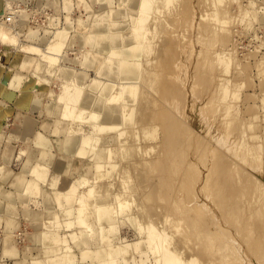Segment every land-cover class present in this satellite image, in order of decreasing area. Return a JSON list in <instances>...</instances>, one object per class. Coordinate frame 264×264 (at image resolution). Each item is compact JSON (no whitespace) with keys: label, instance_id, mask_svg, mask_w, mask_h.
Masks as SVG:
<instances>
[{"label":"rangeland","instance_id":"rangeland-1","mask_svg":"<svg viewBox=\"0 0 264 264\" xmlns=\"http://www.w3.org/2000/svg\"><path fill=\"white\" fill-rule=\"evenodd\" d=\"M67 1L70 3L69 7L66 5ZM0 3V26H5L10 29L11 32L13 31L19 34L18 41L20 42L17 41L13 44L11 42L6 43L0 38V71L2 74L8 73L10 68L15 67L14 71L12 70L13 75L11 78L7 79L8 81L5 80L8 87H5L3 83L4 87L1 89L0 93V158L4 156V161H0V167H3V169L0 168L1 264H3V262H6L5 264H31L37 260L42 261L45 257H47L45 258L46 261L44 262V259L43 262L46 264H48V258L50 262V257L55 264H58L56 261H60V264L61 260H54L55 255L51 254L52 256H50V253H47L49 257L46 254V256L44 255V253H46L45 250H48V245L51 244L48 240L44 242L45 239L42 238L43 233L52 228L51 225L47 226L48 222L52 225L59 224L56 225L58 228L53 226V229L57 228L55 229L56 232L64 237V240L66 239L64 245L68 246L71 249L70 253L75 256L74 264H99L101 257H98V254L103 252L108 245L109 247H114L115 245L134 243L138 242L137 240H143L144 237L139 232V229H137L138 227L136 225H134V227L132 225L134 223L128 219L127 220L130 222L126 220L125 217L128 218L127 215H124L125 217H120V219L118 216V224H116L118 228L114 230L115 233L113 231V233L106 232L114 235L116 234V236L109 235L110 241L108 243L105 242L108 240H105V243L103 242L98 223L90 227V229L89 227L87 228L86 225L82 226L77 222L74 223L77 225L65 226L67 223L66 219L68 221L70 217H74V213L72 212L79 206V202L76 201L73 203L74 205L72 204V206L75 207L67 205L68 207L71 206L75 208L72 209L69 207L72 209V212L65 206V208L60 207L62 209H59L61 205L56 202V187L52 186V182L53 176H60L66 168L70 170L68 172L69 177L75 179L82 175L88 176L91 178L92 182L96 181L97 183H95L97 185L100 184L97 187V185L93 183L96 185L97 189L100 186V191L103 189L106 190L107 188L112 195L118 193L117 195L122 196L125 194L126 196V194L130 195V193L127 192L128 190L130 191V188H132L131 191L135 190L133 192L135 196L132 194V197L136 199V201L132 199V206L135 208L138 207L137 204H143L151 208L149 215L140 216L141 223L144 222L147 224L150 221L149 219H151L158 229H164L169 232L170 238L176 236L172 237V241L174 240L173 238L181 239L182 241H177V243H180L178 245L180 246L179 249L187 258L194 254L195 257L199 258L198 261L203 263L206 261L205 263H207V260L214 255L207 253V251H211L212 249L207 250L206 247L200 248V245L205 246L206 239L194 236V234H192L193 227L186 223L190 217H197L199 218L198 225H202L210 216H214V218H217L216 220L219 219V222H221L223 226L221 229L208 226H203L200 229V233L203 235L205 232L211 231V243L213 246H215V244L219 246L222 243V230L228 227L235 233V237L239 244L237 249L239 254L237 256L241 254L243 259L249 262V264H264V259L258 255L264 251V243L258 242L264 239V231L261 229V225L264 221L258 217L256 218L255 214L251 216L253 211L248 205L249 199L255 201L253 202L255 204L253 207L256 208L261 205L258 198L264 194V0H227L226 7L227 9L229 7L228 14L232 19L230 20L229 18V23H226L227 25L225 24L226 31L225 26L220 27V30H218L219 41H216L215 44L212 45L214 46L213 48L208 45L209 43L207 40L208 44H205L206 41L202 42L198 40V34L200 32L198 25L201 20V14L204 12L205 8H207L205 4H202V0H174V2H171L172 4L170 3L171 5H167L168 8H161L163 2L162 0H157V5L160 6L161 9H159L158 12L156 10L152 11L148 22V27L149 25L151 27L155 22L154 25L160 27V30H158L159 28L157 27L158 29L154 34L155 38H151V46L153 45L152 48L155 51L151 50L153 53L151 52L150 54L144 52L140 55L141 57L139 56V60L142 62L144 71L154 70L158 75H154L152 81H143L140 78L141 80L139 79L140 82H138V85H140L143 92L140 95V99L138 101L136 100V102L132 99L128 101L130 105L128 104L127 107L129 109H135L130 123L127 125L122 123V125H126L127 129L125 126L124 128L127 132L129 131L127 134L128 136H124L129 138V136L132 135L133 137L130 136L132 138L128 140L123 136L122 138H125L126 141L119 138L110 142L109 136L118 135L117 133L119 131L107 132V134L104 133V135L101 134L99 145H97L96 148H93L95 145L91 146L96 152H94V157L91 153L92 149L88 148L90 145L87 146V150H91L89 152L77 153V151H75V147L77 148L78 145L76 146L74 144H77L83 132L92 128V124L90 122V124L87 123L88 121L84 122L87 119L84 121L83 119L82 121L81 119H76L77 121L75 120V122L74 119L68 118V120L61 115L60 112L62 111L61 108H63L64 103L63 100L60 99V96L65 88L62 86H64L65 83L68 84V82H77L86 89L81 93L83 101H90L96 97L99 102H101V93H99V95L96 89H93V91L91 87L88 86L94 84L92 83L93 80L94 82L96 80L98 82L103 80L99 83H107L109 81L113 84H120V81L124 77L122 76L121 78L122 73L119 71V68L115 69L117 71L113 74V64L115 63L114 59L116 57L112 54H106L107 49L105 48L108 45L119 48L124 42L131 43L135 39V33L133 31L131 32L133 29L131 17L135 16L137 12L136 0H0ZM184 5L190 7L188 13L186 12L188 14L187 18L181 16L180 13ZM155 15L158 18H156ZM159 20L160 23L158 24ZM64 27H68V37L62 50V55L60 56V62L58 61L55 65H44V67L42 65L40 67L38 63L41 53L39 51L38 53L37 51L29 50L26 44L37 45L45 49L47 47L46 44L53 40L55 33ZM223 27L224 29H222ZM161 30L162 32H160ZM224 32L227 37H223ZM152 35H150V37H152ZM224 38L226 43H224ZM89 39H94V43H89ZM21 44L22 46L25 45L24 49ZM224 46L225 50L223 51ZM220 47H222V49ZM216 49H218V52H225L226 49H228V51L230 49L229 52L226 51L229 53L228 57L230 55V57H232H229L231 60L230 63L228 62L230 64L228 72H226L227 70L223 72L222 66H210V59L213 57V52H215ZM209 54H211V57ZM207 59H209V62L205 66ZM201 62H205L204 65L203 63L201 64ZM199 64H201L203 68L204 66L206 68L211 67L209 70L207 68V72H205L206 76L208 75V82H206L207 87H203L204 85L198 83L195 84V68L198 67ZM208 71L213 73L210 74ZM27 75L30 80V82L28 80L30 87L23 85L24 81L27 79ZM66 76L68 79H66ZM214 76L217 80H220L222 77H226L227 79L230 78V81H227L231 84V88H238V94L236 96V99H238L237 101L232 95L228 97V102L231 100V103L234 104V109H232L233 112L230 114L231 116H228L230 119L233 116L231 120L233 124H237V128H234L235 130L230 129L231 131H229V117L226 116L227 114L224 112L226 105L224 106L223 104V108L222 106H218L220 107L218 108L215 105L217 107H215V109L212 108L213 106L206 105V103H209V94L214 90L215 85L219 81H215ZM169 81L180 85L182 89L181 100H178L179 95L166 96L164 94ZM212 81L213 83H211ZM196 85L199 86L196 87ZM213 86L214 88H212ZM204 88L207 89L206 91H209V93H206ZM6 89H13L14 91L11 93V91ZM95 90L97 93H95ZM215 91L216 90H214L212 94ZM203 93L204 95L202 96ZM112 105L117 106L116 111L118 113L121 114L124 112L122 104L114 103ZM86 107L88 109L92 108L89 106ZM165 113L171 114V118L178 123L179 129L183 134L186 136L190 134L188 138L191 140L186 149V160L181 162L177 168L168 171V174L165 172L166 177L164 175V182H161L160 179L163 177L164 173L157 169L148 170L147 167L141 163L146 159L156 158L159 155V147L163 146L162 140L165 130ZM57 120L59 121L56 122ZM70 121L74 125H70ZM82 122H84V124ZM226 122H228V124ZM57 123H59L61 127L59 131L54 128ZM78 123H82L83 125H79ZM122 125H120V128H123ZM72 126L74 129H78L81 126L82 128L80 127V129L84 131L82 132L80 130V133L77 130L71 129L73 128ZM153 126H158L157 137H154V139L151 137V139L150 136L146 137V135H143V128ZM66 128H69L73 133ZM241 128H243V130ZM241 131L245 132L243 133ZM136 132H139L138 135ZM38 134L44 136V138L39 140L37 138ZM135 135L136 138L138 137V140L133 139ZM198 138L206 143V150L200 157H198L195 151L198 147ZM48 144L52 146L56 153V157L52 159V165H50V163L46 165L38 161L46 165L47 169H49L44 184L41 186L45 196L43 198L44 207H41V205L38 207V204L35 202L29 205L28 202L32 200V194L34 193V196H36V193L26 189L27 184L24 186L21 185V183L15 185L16 189L14 190L16 192H14L10 190L6 182H3L9 181L7 178L8 176H6L7 174L12 175L14 172L13 174L17 175L19 173V163H21L19 162L16 166L12 165L11 168V162L9 163L10 159L8 157H10L12 151L8 149L5 152L3 149L6 145H13L17 146V149H19V157L24 154L34 156L37 153L35 150L37 149V145L46 146ZM121 144L123 146L127 144L128 147L131 146L135 148L136 153L135 156H132L133 158L131 157L132 159L126 157L122 158L121 148L123 146ZM240 144H242L243 147ZM248 145L250 149H252L251 145H255V147L258 145L260 148L258 149V146L256 148L253 146V150L248 151L250 154L244 153L243 151L247 152ZM151 146H153L154 149L146 154L148 147L150 149ZM239 146L241 147L239 148ZM109 147L112 150L114 149L113 158L110 157L112 160L109 158L111 161L107 156L105 157ZM138 147H140L139 150L141 152L137 150ZM118 149L121 150L119 151V154H121L120 156L117 151ZM145 149H147V151ZM115 151H117V153ZM4 152L5 154L2 156ZM141 153L142 155H140ZM236 153L237 155H235ZM243 153L245 156L248 154V158L245 157ZM256 154H258L257 157L261 154V158L259 156L260 160L258 158V161L254 159ZM117 156L121 158L118 159ZM219 156H225L222 160L224 164L222 162L216 163ZM251 156H253V158ZM243 157H245V159ZM108 160L109 163L107 162ZM190 162L194 165L190 166ZM232 162L234 163L232 164ZM6 163L10 164V166H7L9 170H6ZM98 163L101 165L100 167L106 168L107 171L111 169L108 165H110V163L114 164L116 171L111 173V176L107 175L106 179V174L104 175L106 169L98 168L99 171L101 170V173L102 170H104L102 173L103 175L101 174L102 176L99 171L97 172V169L95 170ZM101 163H104V165ZM187 163L188 166L186 165ZM105 165H107V167ZM226 165H231L232 167L230 174L222 172ZM10 169H12L13 172ZM146 169L148 171H146ZM125 170L129 171L127 178L130 179V182H127L130 183L127 189L122 185L123 177H126L124 176ZM25 171L26 170L23 169L21 173L26 177ZM95 172H97V175L99 173V176H101H97V178L99 177L98 180L95 176ZM104 176L105 178H102ZM208 176L210 179H208L207 183L206 179ZM151 179H153L152 183L155 181L152 189L153 199L147 200L145 198L146 189L144 185L150 183ZM156 179H158V181ZM49 182H51V184ZM257 183L262 186V190L256 189ZM50 185L54 189L51 188ZM226 187L229 189L235 188L236 190L245 187V194L240 202L241 213L238 219L240 225L237 229L229 221H226L225 213L227 212L221 206L223 201L219 200V197L216 198L217 193ZM120 189L124 192L120 191ZM124 189H126V193ZM119 191L122 194L119 193ZM29 192H31V194ZM176 198H179V200ZM256 200H259V202ZM198 204H201V206ZM177 205H180L181 210L176 209ZM190 206L195 207L188 211L187 207ZM49 207H53V209H51L55 213H53ZM182 208L186 210L184 211ZM45 211L48 214H54L56 223H51L53 221V215H51L52 217L49 215V219ZM64 211L70 213V216ZM46 217L48 219H46ZM45 219L46 221H44ZM165 219H167V221H165ZM176 223L180 224V226L177 227L174 225L175 228L177 227L175 229L172 225ZM43 225L48 229L43 228ZM117 230L120 231L116 232ZM72 233H75V236L77 235V238L75 237L76 240H74V236L72 237ZM42 240L44 243H42ZM120 240H123L124 243H122L123 241L120 242ZM253 242L259 244L257 251L256 245H254V249L251 248V243ZM57 246L60 247V245ZM130 250L127 252V257L121 255L114 258L116 264H127L125 263V259H130L133 255H135V258L138 260L141 258L139 255L141 254L140 250H131L136 253H132ZM214 251L213 253H215ZM83 252H88L91 257L84 256V258ZM146 256L143 257V259L146 260V264H155V255L151 251H148ZM233 256L234 255L229 259V264H235L236 257L234 256L233 258ZM110 260V257L106 259L105 264H108ZM138 260L136 263L131 262V264H141ZM239 261L238 259V262ZM54 262L50 263L53 264Z\"/></svg>","mask_w":264,"mask_h":264},{"label":"bare ground","instance_id":"bare-ground-1","mask_svg":"<svg viewBox=\"0 0 264 264\" xmlns=\"http://www.w3.org/2000/svg\"><path fill=\"white\" fill-rule=\"evenodd\" d=\"M172 1L174 2V0H162L163 5H161V8L162 7L163 8H166V7L168 8L167 5H169ZM226 1L227 0H202V4H205L207 8H205L204 12L201 14V20H200V23L198 25L199 26V30H200V32L198 34V40L199 41H202V42L204 41L205 42L207 40L209 44L207 43V41L205 42V44L207 43L209 46H212L213 44H215L216 41H219L218 40V30H220V27L225 26L226 23L228 24L229 23L228 22L229 21L228 19L230 18L229 17V14H228L229 7L227 9V7H226ZM136 2H137L136 3L137 12L135 13V16H132L131 17V19H132V26H133V29L131 30V32L133 31L135 33V39L131 43H125L124 42L119 48L111 47V45H108L105 48V49H107L106 54H112V55H114V57H116L114 59V62L116 64L115 63L113 64V74H115V72L117 71L115 69H118L119 68V71L122 73L121 74V78L123 76L124 78H122V80L123 79L124 80L123 81L121 80L122 82L119 80L120 81V84H113V83H110L109 81L107 83H105V82L104 83H99V82H102L103 80H101L99 82L96 79H95L96 80L95 82L93 80L92 83H94V84L91 85V86L90 85H88V86L91 87L92 90L93 89H96L98 91V94L101 93V95L99 94L100 96H102L101 97L102 99L100 100L101 102H99V100L96 97H94L90 101H87V100H84L83 101V97H82V94L81 93H83V91H85L86 89H84V86L80 85L77 82L75 83L73 81L72 82H68L67 81L68 84L65 83L66 86L64 84H63L64 86H62V87H65V88L62 91L61 96L59 95L60 96V99L63 100V103H64L63 104V108H61L62 109V111L60 112L61 115H63L65 119L72 118V119H74V121L76 119H81V121H82V119H83V121L85 119H87L84 122H87L88 121L87 123L90 122L92 124L91 125L92 128L89 126L91 128L90 130L87 129L88 130L87 131L85 129L87 132L86 131L83 132L84 130L80 129L81 126L78 129H74V127L72 126L73 128H71V129L77 130L78 132H80V130H81L83 132L82 133V136L77 141V144H74L76 146L78 145L77 148L75 147V151H77V153L78 152L79 153H86V152L91 151L90 149H92V147H91L92 145H95V147H93V148H96L97 145H99V143L101 141V138H100L101 137L100 136L101 134L104 135V133L107 134V132L110 133L112 131H114V132L115 131H117V132L119 131L117 133L118 135H111V136H109V141L110 142L113 141V140H117L119 138H122L124 135H127L129 131L127 132V130H125V128L127 129L126 125L130 123V121L132 119V115H133L134 109H135V108L129 109L127 107L128 104L130 103V102L128 103V101L132 99V100H134L136 102V100L138 101L140 99V95L143 92H142V88L140 87V85H138V82H140L141 79L143 81H147V80L152 81L153 78H154V75L155 76L158 75L156 73V71H154V70H152V71H144V69L142 68V62L139 60V58L141 57L140 55H142L144 52L150 54L152 52L151 50H154L152 48L153 45L151 46V43H152L151 42L152 41L151 38H155V35L154 34L156 33V31H157L158 28H159L158 30H160V27L157 26V25L156 26L154 25L156 22L151 27H150V25L148 27V22H149V19L151 17V15H150L151 12L152 11H155V10L158 12V10L161 9V8H160V6L157 5V0H136ZM69 4H70L69 1H67L66 5L68 7H69ZM227 5H229V4H227ZM187 6L184 5L183 9L180 12L181 13V16H183L184 18L185 17L187 18V15H188L187 13H188L189 8H190V7H187ZM179 16H180V14H179ZM155 17L158 18L156 15H155ZM231 19L232 18H230V20ZM161 22H163V21H161ZM159 23H160V20H159L158 24ZM163 25H164V23H163ZM222 29H224V27ZM222 29H221V31H222ZM226 30L227 29H226V26H225V31ZM160 32H162V30ZM18 35L19 34H17L16 32L15 33L13 31L11 32V30L8 29L7 27L0 26V38L3 41H5L6 43L7 42H11L12 44L13 43H16L18 41V38H19ZM150 35H152V37H150ZM67 37H68V27L67 28L64 27L63 29H60V30H58L55 33V35L53 37V40L52 41L50 40L51 42H49L48 44H46L47 47L45 49L44 48H40L37 45H27L26 44V47L29 50L37 51V52L39 51L41 53L40 54L41 57H40V60H39V63H38V65L40 67L42 65H43V67H44V65L45 66L46 65H55V64H57V62L59 60H61L60 59V56L62 55V50L64 48L65 42L67 40ZM223 37H227L225 35V32H224ZM224 40H225V38H224ZM88 42L92 44V43H94V39H89ZM224 43H226V40H225ZM21 46H22V44H21ZM24 46H22L23 49H24ZM213 47L214 46H212V48ZM220 48L222 49V47H220ZM217 50L218 49H216L215 52H213V57L211 58L212 60L210 59V62H211L210 66H212V67L213 66L215 67L216 65H218L219 67L222 66L223 67V70H224L223 72H225L226 70H227L226 72H228L229 71L228 68H230L229 67V65H230L229 63H230V60H231L230 58H232V57H230L231 55L229 56L230 58L228 57V54L229 53L226 52V51H228V49H226L225 52H218ZM224 50H225V46H224L223 51ZM209 51H207V52H209ZM229 51H230V49H229ZM199 54L202 55L201 53H199ZM230 54H232V53H230ZM37 55L40 56L39 54H37ZM209 55L211 57V54H209ZM203 56H204V54H203ZM204 58H205V56H204ZM208 62H209V59H207L206 63L204 62L205 63V66H206V64ZM202 63L203 62H201V64ZM204 63H203V65H204ZM201 64H199L200 66L198 65V67L195 68V84L198 83V84L204 85L203 87H205L206 86V82H208L207 81L208 80L207 79L208 78V75L206 76V73L205 72H207V68L209 70V68H211V67H207L206 68L204 66V68H203V66H201ZM34 67H35V65H34ZM218 71H219V69H218ZM209 73L211 74L213 72H209ZM214 74H216V73H214ZM66 79H68V77ZM214 79H215V81L217 80L216 77ZM227 80L230 81V78L227 79L226 77L225 78L222 77L217 82V84L215 85V88H214V86L212 87L216 91L212 94V92L214 90L213 91L211 90L212 92L209 94L210 97L208 99V102L209 103H206V105H208V106H211V107L213 106L212 108H214V109H215L216 106L217 107L218 106H220V107L222 106V108H223L226 105V107L224 108V110H225L224 112H226V114H227L226 116L230 115L233 112L232 109H234L233 108L234 107V104L231 103L232 102L231 100L228 102V97L232 95L233 97H235V100L236 101L238 100V99H236V96L238 94V88L235 87V89H232L231 88L232 87L231 84H229V82ZM211 83H213V81ZM236 84H238V83H236ZM198 86L199 85H196V87H198ZM181 90L182 89H181V87H180L179 84H174L173 82L169 81L167 83V89L164 92V94L166 96L179 95L178 100H181L182 99V96H181L182 91ZM206 90L207 89H205V91ZM97 91L95 93H97ZM207 92L209 93V91H206V93ZM203 95H204V93L202 94V96ZM202 96H200V97H202ZM231 99H232V97H231ZM235 100H233V101H235ZM58 101H60V100H58ZM114 103H116V104L117 103L122 104L123 105V108H124V112L121 113V114L118 113L116 111L117 106L112 105ZM85 104H86V106H89V107H92V108L88 109L85 106ZM223 104H224V106H223ZM220 107H218V108H220ZM219 110H221V109H219ZM213 112H215V111H213ZM211 114H212V112H211ZM217 116H218V114H217ZM232 118H233V116H232ZM229 119H230V117L228 118V122H229V125H230L231 128L229 126H227V127H229V131H231L230 129L237 128V124L236 125L233 124V121L231 119H230L231 120L230 121ZM164 120H165L164 121V123H165V130H164V135H163V140H162L163 146H160L159 147V155L156 158L146 159L145 161H143L141 163V164L145 165L148 170L149 169H152V170H156L157 169V170H160L162 173H164L163 174V177L160 179L161 182H164V179L163 178H164L165 172L168 174V171H172L171 169L177 168L178 165L181 162H183L184 160H186V157H187L186 149H187V146H189V143H190V140H191V139L188 138V136L190 134L188 136H186V135L183 134V132L179 129L178 123L173 118H171V114L170 113H165ZM213 120H214V118H213ZM225 120H226V117H225ZM58 121L59 120H57L56 122H58ZM72 122H71L70 125H74V124H72ZM84 122H82V123L84 124ZM228 122H226V123L228 124ZM82 123L81 124L78 123V124L79 125H83ZM122 123L126 124V125H124L125 128L122 125ZM120 125H122L124 129L123 128H120L121 127ZM238 127H240V126H238ZM54 128L57 131L61 130V127H60V124L59 123H57ZM66 129L67 130H70L69 128H66ZM120 129H122V130H120ZM241 129L243 130V128H241ZM143 131H144L143 132L144 133L143 135H146V137H149L150 136V138L153 137V139H154V137H157V135H158V126L145 127V128H143ZM70 132H71V130H70ZM70 132H68V133L69 134L73 133V132H71V133ZM241 132H243V131H241ZM138 133L136 132L137 135H138ZM243 133H242V135H243ZM77 135H78V133H77ZM130 136H132V135H130ZM130 136H129V138H132L133 137V136L132 137H130ZM124 137H126V136H124ZM37 138L39 140H42L44 138V136H41V135L38 134ZM129 138L126 137V139H128V140H129ZM137 138H136V135H135V138H133V139L135 140ZM122 139L125 140V138H122ZM242 140H241V142H242ZM75 141H76V139H75ZM238 142H240V141H238ZM244 144H245V142H244ZM88 145H90V147H88V148H90L89 151L87 150L88 149L87 148ZM240 145L243 147L242 144H240ZM197 146L198 147L196 148L195 151H196L198 157H200L205 152V150H206V143L204 141H202L200 138H198ZM241 146H239V148ZM251 146H252L251 147L252 149L248 148L249 147V145H248L247 148L249 150L247 149V152H245V151H243V152L250 154V152H248V151L253 150V148L255 147V145H251ZM257 146L258 145H256V147ZM229 147H231V146H229ZM229 147H227V148H229ZM72 148H73V146H72ZM139 148L140 147H138L137 150H139ZM257 148L259 149L260 146H258ZM115 149H116V147H115ZM152 149H154L153 146H151L150 149L148 147V151H147V149H145L147 151V153H146L145 150L144 151H145L146 154H148L149 151H151ZM113 150L109 147V149L106 152L107 154L105 155V157L107 156L108 159L110 157L113 158V155H114ZM121 150L123 152V153L121 152L122 155L119 154V151H121ZM121 150L118 149L117 151H118L119 156L120 155L123 156L122 158H125L126 157V158H129V159H132L133 158L132 156H135V153H136L135 148H133L131 146L128 147L127 144H126V146H123L121 148ZM68 151H70V150H68ZM117 151H115V152L117 153ZM94 152H95V149H92V152L91 153L93 154V157H94V155L96 153V152L95 153ZM139 152H141V151L139 150ZM212 152H214V151H212ZM72 153H74V152H72ZM237 153L235 155H237ZM244 153H243V155H244ZM92 154H90V155H92ZM140 155H142V153ZM257 155L258 154H256V156L254 157L255 161L256 160L258 161L259 156L261 158V154L258 157H257ZM232 156H233V154H232ZM224 157L223 156H219L218 159L216 160V163H221ZM245 157L248 158V154ZM245 157H243V158L245 159ZM251 157L253 158V156H251ZM117 158H118V156H117ZM119 158H121V157H119ZM260 158H259V160H260ZM109 160L107 161L108 163H109ZM227 160H229V159H227ZM233 163L234 162H232V164ZM101 164L104 165V163H101ZM85 165H87V164H85ZM107 165H105V166L107 167ZM186 165L188 166V163ZM192 165H194V164L190 162V166H192ZM87 166H89V165H87ZM100 166L101 165H99V163H98L97 168L95 167V170L97 169V172L99 171L100 168H102ZM108 166L111 167V169L108 170V171H107L106 168L103 167L104 169H106L105 170V173H104V175L106 174V179H107V175L108 176H111V173H114V171H116L114 164H111L110 163V165H108ZM231 168H232L231 165H226L225 168L222 170V172H225L226 174H230ZM147 169H146V171H148ZM48 170L49 169H47V166L46 165H43V164H41V163L38 162L35 165L34 173L37 174V176L44 182V180L46 179V175H47V171ZM69 171L70 170H68V168H66L65 171L63 172V174H61L60 176H56L55 175V176H53L54 178L52 177L53 178V182H52L53 185L52 186H55L56 187V190H55V192H56L55 196H56V199H57L56 202H58L59 205H61V206H59V209H62V208H65V207L67 208L68 207L67 205H71L72 206V204L75 203L76 201L79 202V206L73 212H72V209H75V208H72V207H75V206H72V207L69 206L72 209H70L68 207L71 210V212L74 213L73 214L74 217H72V218L70 217L68 219V221L66 219V222L67 223L66 222L65 223L68 224V225L65 224V226L77 225V224H74L75 222H77V223L81 224L82 226L86 225L87 228L89 227V229H90V227H93V225L95 226L98 223L99 224V230H100L99 232L102 235L101 238H102L103 242L105 240H108V241H105V242L108 243L110 241V238H109L110 236L109 235L116 236V234L114 235V234H110V233L112 231L115 233L114 230H116L118 228L116 226V224H118V220H117L118 219V216H119V219H120V217H123L124 215H127L128 218L124 216L126 218V220L128 219L132 223H134L132 225L133 226L136 225L138 227V228L137 227L136 228L139 229V232L144 237V238L142 237L143 240H140V241L137 240L138 242H134V243L132 242V243H128L127 244V243H124L123 240H120V242L123 241L122 243H124V244H120V242H119L120 245H115L114 247H109V245L108 246L106 245L107 246L106 249L103 252H100L98 254V257H101V261H100L99 264H105L106 263V259H108L109 257L111 258V260L108 262V264H116V261L114 260V258H117V257H119L121 255L127 257L126 255H127V252L130 250V248H131V250H140L141 254H139V255H140L141 258H139V260H138V259L135 258V255H133V257H131L132 259L131 258L130 259H125V263H127V264H131V262L136 263L137 260L141 264H146V260H144L143 257L147 255V252L148 251H151L155 255L154 256V258H155V262L154 263L155 264H229V259L232 257V255H234L236 257L235 258V264H249V262H247V261H245L243 259V257H242L241 254H240V256H237L239 254L238 251H237L239 244H238L237 238L235 237V233H233L232 230H230V228H228V227L227 228H223V230H222L223 239L221 240L222 243L219 246H217V244H215V246H213V244L211 243V234H210L211 231L205 232L204 235L200 233V231H201L200 229L203 226H208V227H212V228H216V229H218V228L221 229L223 227L221 225V222H219V219L216 220L217 218H214V216H210L205 221V223L202 224V225H198L199 218H197V217H190L188 219V221L186 222L187 224H190L193 227L192 228V234H194V236L201 237L203 239H206L205 246L204 245H200V248L206 247L207 250H211L212 249L211 251H207V253L210 254V255L211 254H214V255H212V257L207 260V263H205L206 261L203 263V262L198 261L199 258L195 257L194 254H192L193 256L191 255V257L189 256L187 258V256H185L184 253H182L181 250L179 249L180 246H178V245L180 243H177V241L178 242H181L182 240L179 239V238L178 239L173 238L174 240L172 241V237H176V236H172L170 238L169 232H167L164 229L163 230L162 229L161 230L158 229L151 219H149L150 221L148 220L149 222L147 224H145L144 222L141 223L140 216H142V215H149L150 214V211H151V208L149 206H145L143 204H141V205L140 204H137L138 207H135V208L132 206L133 205V202H132V199H133L132 194H134L133 192L135 190L131 191L132 188L129 187L130 188V191L128 190L127 192L130 193L131 197H130L129 194H126V196L129 195L128 197H126L125 194L122 195V196H125L126 198L125 197H122L120 195H117L118 193L116 195H112L111 192L107 188H106V190L103 189L104 191L103 190L100 191L99 188L101 186L97 189V187L100 185L99 184L100 182L98 183L99 185H97L96 184L97 183L96 181H95L96 183L95 182H92V180H91L90 177L84 176V175L79 176L78 178H75V179L74 178H71V177L68 176L69 175V173H68ZM103 171L104 170H102V173H103ZM106 171H107V173H106ZM146 171H145V174H146ZM97 172H95L96 173V175H95L96 178H97V176H99V173L97 175ZM99 172H100V175H101L102 174L101 173V170ZM128 172H129L128 170H125L124 176H126V177H123V180H122V185L126 189L129 186L128 184H130V183H127L128 181L130 182V179L127 178V175H129ZM101 176H99V177H101ZM99 177L97 178V180L99 179ZM157 177H158V175H157ZM165 177H166V175H165ZM102 178H105V176L102 177ZM159 178H160V176H159ZM232 178H233V175H232ZM48 179H49V177H48ZM208 179H210L209 176L207 177L206 182L208 181ZM152 180L153 179H151L150 183H147V184L144 185V188L146 189L145 190V198L147 200L153 199L152 189L154 187V182L155 181L152 183ZM156 180L158 181V179H156ZM49 183L51 184V182H49ZM93 183H95L97 185V187ZM26 187H27L26 189L35 192L36 195L38 194L37 192H39V185L36 182H30L28 185H26ZM50 187H51V185H50ZM51 188H53V187H51ZM121 188H122V186H121ZM244 188L245 187H243L241 189L238 188L236 190L235 188L229 189L228 187H226V188H224L223 190H220L217 193V197L215 196L216 198L219 197V200L223 201V204H221V206L227 212V213H225L226 214L225 215L226 221H229L231 224H233L236 229L240 225L238 219H239V215L241 213L240 202L242 201V197L245 194V189ZM126 189H124L125 190V193H126ZM256 189H258V190L261 189L262 190V186L257 183L256 184ZM120 191H122V190L120 189ZM120 191H119V193H121ZM116 192H117V190H116ZM122 192H124V191H122ZM24 193H25V191H24ZM26 193H27V191H26ZM29 193L31 194V192H29ZM34 195L35 194L33 193L31 197H33ZM263 195H261L262 197L260 196L258 198L260 200V204L261 205H259L256 208L253 207V205H255L253 202H255V201H251L250 199L248 200L249 201L248 202L249 203L248 205L250 206V209L253 211L252 214H251V216L252 215L254 216V214H255L256 218L258 217L262 221H264V197H263ZM134 196H135V194H134ZM133 200L136 201V199H133ZM177 200H179V198ZM259 200H256V201L259 202ZM251 204H252V206H251ZM198 205L201 206V204H198ZM60 207H62V208H60ZM193 207H195V206H193ZM193 207H191V206L190 207H187L188 208V211L189 210H192ZM51 208L53 209V207H51ZM131 208L133 209V211H132ZM45 209H48V208H45ZM52 209H51V211L53 212ZM176 209L181 210L180 205H177ZM182 209L184 211L186 210L185 208H182ZM238 210H240V211H238ZM53 213H55V212H53ZM65 213L69 214V216H70V213H68V212H65ZM72 213H71V215H72ZM45 214L48 215V216L49 215L50 216L53 215V221L51 223H56V220H54L55 219L54 214H48L47 212ZM121 214H123V215H121ZM50 216L48 217L49 219H50ZM47 217H46V219H48ZM46 219L44 221H46ZM47 221H49V220H47ZM130 221H128V222H130ZM165 221H167V219H165ZM44 224H45V222H44ZM48 224H47V226H50L51 225V227H52L51 229L52 230L49 229L47 232L43 233V235H42L43 237L42 238L45 239L44 242L48 240V242H50L51 244L48 245V250L45 248L46 245L44 244L45 247L44 246L43 247L47 251H49V252H47L45 250L46 253H44V255L46 254L48 257H49V255H48L49 253H50V256L55 255L54 256L55 257L54 260L55 261L56 260H61V263L60 264H74V260H75L74 258H75V256L72 255V253H70L71 252V249L68 246L64 245L66 243V239L64 240V237H62L55 230V229L58 228L56 225H59V224L52 225V224H50V222H48ZM180 224H181V222H180ZM180 224L176 223V224H173L172 226L175 225V226L178 227V226H180ZM44 226L45 225H43V228H45ZM53 226L54 227L56 226L57 228L53 229ZM175 226H174V228H175ZM45 229H48V228H45ZM261 229L264 231V222L261 225ZM172 230H173V228H172ZM119 231L117 230L116 232H119ZM106 232H110V233H106ZM140 233H139V235L141 236ZM182 233H183V231H182ZM174 234H176V233H174ZM179 234H181V233H179ZM73 236H74V238L75 237L77 238V235L75 236V233H72V237ZM76 238L74 240H76ZM49 240H51L52 242L49 241ZM44 242L42 240V243H44ZM125 242H127V241H125ZM258 242L259 243H264V239H262V240H260ZM46 244H49V243H46ZM57 245H60V247H58ZM254 245H256V251H257L258 250V247H259V244L258 243L255 244V242H253V243H251V248L254 249ZM132 247H133V249H132ZM213 251L215 253H213ZM131 252L133 253L135 251H131ZM263 253H264V251L258 254L259 257H261L262 259H264ZM84 256L85 257H91L88 254V252H83V257ZM234 256H233V258H234ZM146 257H148V256H146ZM45 258H47V257H45ZM45 258H43V260ZM237 258L240 260L239 262H238V259ZM43 260L42 261L37 260V261H35L36 263L33 260L34 263H31V264H43L46 261V259L44 260V262H43ZM50 262L51 263L54 262L53 259L51 260V257H50ZM50 262H49V258H48V264H51ZM56 262H58V264H59L60 261H56ZM5 263L3 262V264H5ZM44 264H46V263H44ZM53 264H55V262Z\"/></svg>","mask_w":264,"mask_h":264},{"label":"crops","instance_id":"crops-1","mask_svg":"<svg viewBox=\"0 0 264 264\" xmlns=\"http://www.w3.org/2000/svg\"><path fill=\"white\" fill-rule=\"evenodd\" d=\"M14 69H15V67H12V68H10L8 73H4V74H2V72L0 71V93H1V89L4 87L3 83H4L5 87L7 86V83H5V80L11 78V76L13 75L12 72L14 71ZM28 78L29 77L27 75V79L23 83V85H25L26 87H30V85H29L30 80ZM28 80H29V82H28ZM23 85H22V87H23ZM6 90H8V89H6ZM8 91H11V93H12L14 90L9 89ZM15 91H17V90H15ZM6 147L3 149V151L6 152L8 149H11V151H12V154L10 155V157H8L10 159L9 163L11 162L10 163L11 168H12V165L16 166L19 162H21V163H19V165H20L19 173L17 175H15V174H13L14 173L13 170L10 169L13 172L12 175H8V174L6 175V176H8L7 178L9 179L10 182L9 181H3V182H6L8 187L10 188V190L14 191V192H16L14 190V189H16L15 185H18L19 183H21V185H23V186L26 184L28 185L30 182L38 183L39 192L36 196H33L32 200H30L28 203H29V205H32L35 202L38 204L37 205L38 207H40V205H41V207H44L43 198L45 196H44V194L42 192L43 190L41 188V186L44 184V182L37 176V174L34 173V168H35V165L37 164L38 161L43 163V164L45 163L46 165H47V163H50L52 165V159L54 157H56L55 150L49 144L46 146H44V145L38 146L37 145V149H35L37 151L36 155L30 156L28 154L27 155L24 154L21 157H19L20 156L18 154L19 149H17V146L6 145ZM5 152L2 153V156L5 154ZM2 160L4 161V156H3V158H0V161H2ZM10 164H7V163L5 164L6 170H9V167H7V166H10ZM0 168L3 169V167H0ZM23 169L27 171V172L25 171L26 177H25V175H22V173H21ZM10 183H12V184H10ZM21 203H22V201H21Z\"/></svg>","mask_w":264,"mask_h":264}]
</instances>
